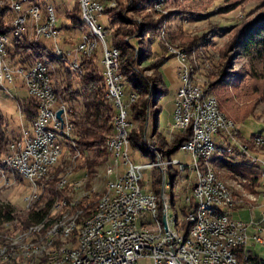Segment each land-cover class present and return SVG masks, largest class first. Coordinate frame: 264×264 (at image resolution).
Masks as SVG:
<instances>
[{
    "label": "built area",
    "instance_id": "1",
    "mask_svg": "<svg viewBox=\"0 0 264 264\" xmlns=\"http://www.w3.org/2000/svg\"><path fill=\"white\" fill-rule=\"evenodd\" d=\"M2 1V0H1ZM18 13H10V6L3 2L6 7L5 15L9 16L10 24L15 25L21 31H26L29 36L34 33H41V38L51 41L56 50V39L59 30L48 31L45 19H38L35 13L34 1L17 0ZM47 5V4H46ZM107 0H86L87 13L98 20L101 29L103 42L102 63H104L111 74L110 95L115 104L118 105L119 137L114 141L115 155L119 156L121 168L116 170L118 183H111L115 186L118 203L115 208L105 210V218L98 219L94 225L92 236L85 240L83 246H90V254L87 257H77V250L80 248L65 249L64 251H75V262L69 264H138L140 257L148 256L153 264H264V258H260L247 248L249 240V225L243 220L236 219L232 215L235 195L232 199H225L216 182L215 189H208L207 183H196L193 178L195 165L191 163L190 147H200L202 155L207 157L211 153H233V159L237 164L261 163L264 165V127L251 134L256 136V149L254 153H246L245 146H233L228 139L229 131H236L239 137L243 136L239 127H232L228 121L219 119V129L211 130L208 115L217 117V101L213 105H206L202 98L199 75L195 76L194 85H184L185 61L182 49H172V54L177 58L178 71L181 78V85L175 96V108L173 111V122L169 133H186L191 131V138L185 140L179 149L190 155L189 161H183L173 157L172 162H179L177 169L178 188L177 196L183 200L185 212H180L178 224L181 228L180 236H173L168 230V240L162 243H147L137 239L136 226H145V231L156 233V225L151 218V187L144 179V170L154 165L145 162H136L129 153L124 139V131H127L129 120V100L124 98V77L119 73V68H114V51L107 44L106 37L108 29L99 21V16L105 13ZM161 38L166 40L162 33ZM11 38L0 33V81L16 82L21 78L26 86L29 95L34 100L37 111L33 119L32 129L23 127V138H13L12 158L17 163H24L31 173L35 182L36 175H41V168L44 162L51 161L58 150H64L63 139L61 142L53 141V134H60L62 129H70L74 116L71 106L66 104L58 94H51L48 88H41V74L55 75L53 70L31 69L29 63L14 65L8 61L7 46ZM166 43V41H165ZM85 40H77L74 47L68 49L74 51L76 60L82 55ZM39 59V58H37ZM58 84V83H57ZM63 108L61 116L57 111ZM23 115L24 109H20ZM36 118H43V127H36ZM26 141L25 158L17 159L16 143ZM216 144H224V151H216ZM116 145H123V152H116ZM152 145L156 146L152 143ZM217 162L226 161L219 160ZM216 165V164H215ZM243 182L247 181L242 178ZM13 180H11L12 183ZM37 190V189H36ZM192 190H200L203 198V209L201 220H197L196 226H189L190 208L193 204ZM203 212H211L214 216V223L203 221ZM163 216L167 217L168 211ZM110 220H119V227H110ZM259 228L253 234L259 235ZM264 242V237H261ZM81 246V247H83Z\"/></svg>",
    "mask_w": 264,
    "mask_h": 264
},
{
    "label": "rangeland",
    "instance_id": "2",
    "mask_svg": "<svg viewBox=\"0 0 264 264\" xmlns=\"http://www.w3.org/2000/svg\"><path fill=\"white\" fill-rule=\"evenodd\" d=\"M39 1L44 2L43 0ZM75 1L76 0H45V2L55 5L57 10V25L65 28L62 29L64 33H61L59 42L66 50L74 47L79 36L78 30H87L86 25H84L82 29L69 26L72 25V21L71 18L67 17L66 11L74 7L73 11L75 14L77 13V5L74 6ZM111 1H115L113 5L115 6L116 0ZM156 1L157 0H153L151 3L144 2L142 8L132 10L128 13L130 17L139 22L140 27L149 20H162L158 41H156L154 47L158 49L156 53L159 55L157 56L161 54L168 56L160 67L167 92L158 99L157 104L154 102L158 96L159 90L153 92L152 102L151 105H149L145 117L134 119L130 118L129 115V120L131 122L129 135L133 130H144V149L155 155V157L152 158L149 154L144 155L137 149L135 150V148L131 150L129 143V153L136 162L154 163L152 168L144 170V179L149 184H151L156 174L155 167H159L157 164L163 162L166 158L161 148V138L155 131L159 130L163 132L169 142L168 144H172L177 134H179L174 133L171 135L169 133V128L173 122L175 96L178 90V81H180L179 87L181 85V78L178 71L177 58L168 51V46L165 41L182 49L185 47L184 50L188 53L192 64H194L197 70L196 75L198 71L201 70L199 72V81H202L201 83L205 84L209 92L218 98L222 110L238 123L244 137H250L251 134L258 132L264 127V60L257 57L255 54L248 53L244 46V40L246 38L245 31L247 30L246 26L264 18V0H167L164 5L155 7L154 2ZM108 19L109 15L107 13H103L99 16L100 23L105 27L109 25ZM68 26L71 28L70 31L67 28ZM162 33L166 36V40L161 38ZM13 35L14 34L10 33L9 38ZM127 40H129V38H127ZM159 41L162 42V47L157 44ZM43 42L54 47L51 45V41L46 38H43ZM70 45L72 46L70 47ZM101 50L102 47L100 46L97 51L100 52V56ZM68 56L70 57L68 63L73 69L72 63L76 60V57L75 55ZM83 56L89 57L87 55ZM40 59L48 62L53 68L56 75V82L58 83L57 86H59L58 89L60 91V83L64 81L65 75L63 71L68 64L60 63L59 61L52 62L46 57ZM151 61L152 59L145 60L143 67L149 65ZM99 67L103 69V64L101 62ZM73 70L80 72V64L78 68ZM145 74L158 81V77H155L154 69H146ZM16 82H5L4 84H0V110L9 121L7 129L9 136H13L19 131L21 133L23 125H27L26 118H22L20 109H23V107L19 106V101L20 99H28L29 93L26 86ZM157 85L160 89L163 87L161 83ZM124 87V98L129 100L130 96L135 92H129V90H127L128 86L126 79ZM135 95L133 101L137 99V94L135 93ZM26 101H29V105L33 106L30 98ZM133 101H130L129 104L131 105ZM159 107L160 111H158ZM1 111L0 114L2 113ZM130 113L129 108V114ZM158 115L159 122L157 123ZM5 117L2 126L6 129L7 124ZM152 143L157 146V149L154 151L151 147ZM175 156L183 161H189L190 159V155L179 148L177 152H175ZM109 158L110 154L106 158L100 155L98 150L94 149H87L83 156H80L78 150H76L74 138L64 140V150L60 156V160L52 165V174L45 176L39 181L40 184H43L39 185V187L37 186L40 197L35 202L34 208H36V206L41 207L42 204L46 205L47 200L46 198L42 200V197L51 194V192L46 189V186L49 181L53 180L55 173L59 170L62 172L55 182L54 191L58 194L52 201L53 203L56 199H62L64 197L71 198L72 196L68 185H60V180L64 177H67L71 182L72 180L70 179L73 178H76L74 180L85 179L88 189L91 190L87 197H90L93 192L100 195L108 180L106 164ZM87 160H96L98 162L94 166L92 179L88 174H85L86 170L82 166ZM217 164L220 165L218 168L220 175L230 184H234V181L241 183L239 187L236 188V191L242 204L231 210L233 217L248 223L249 233H251V225L264 227V165L262 164L263 174L258 187V190L263 194L261 193L259 199H257V197L251 194L256 193V191L252 189V184L249 185L248 181L243 182L242 178L244 177L229 166V164H237L227 161L226 165L223 162H217ZM170 166L168 168H159L162 172L160 193L164 190L162 181L167 177L168 180L171 181V171L174 170L176 172L175 166L172 165L173 170ZM2 167L3 165L0 167V203L12 204L16 216L11 220L0 219V232L11 235L13 232L15 233L21 229H25L28 225L34 223L32 221L38 222V220H31L26 227L19 228L17 231L14 229V226L20 224L21 220L30 217L29 215L32 209L30 210L28 208L26 197L32 189H30L31 186L29 185V181L19 174L11 179L13 180L12 183L11 180L5 179L4 174L7 175L8 170L7 168L1 169ZM90 180L93 181V184L89 187L88 183ZM177 188L178 179L175 181V193L177 192ZM171 189L172 186L167 188L165 193L171 194ZM249 195L255 198L253 199V197H249ZM183 203V200H180L178 205H175L174 209H178L177 206L179 207ZM172 211L173 208H171L170 212ZM41 220L39 219V221ZM247 248L255 252L260 258H264V243L261 244L249 239ZM138 264H153V260L151 257L143 256L139 258Z\"/></svg>",
    "mask_w": 264,
    "mask_h": 264
},
{
    "label": "bare ground",
    "instance_id": "3",
    "mask_svg": "<svg viewBox=\"0 0 264 264\" xmlns=\"http://www.w3.org/2000/svg\"><path fill=\"white\" fill-rule=\"evenodd\" d=\"M43 1L44 2H40L39 0L34 1L35 13L38 16V19H45L46 12V29L48 31H56V28L58 27L56 7L53 3H47L45 0ZM78 1L81 8L80 14L83 19L82 21L87 26L86 31L78 30V40H85V38H87L88 44L83 45L82 55H79L77 60H74L72 63L73 69L79 67V58L83 55H93L98 51L100 46L102 47L101 53L103 52L101 29L98 26V20H96L93 15H89L87 13L86 0ZM166 1L167 0H157L154 2V6L157 7L164 5ZM3 2H7V6H10V13H18V5H15L17 4V0H0V7L3 6ZM114 4L115 1L107 0V7H105V11ZM63 28L59 26V30H62ZM11 31L12 34H14L13 36H24L29 40H41V33H34V37L31 38L29 33L26 31H21L15 27V25H12ZM6 35L7 38H9V34ZM60 39L61 33H59V38L56 39L55 53L58 55H75L74 51H68L62 47L59 42ZM166 44L168 46V51L171 54L172 49H182L178 46L170 44L169 42H166ZM111 48L114 51L115 59L118 60L114 61V68H119L120 75L124 77L120 72V49L114 46ZM184 49H182L185 61V75L183 77V84L194 85L197 70L194 64H192L188 53ZM102 64V73L104 74L107 84L106 97L114 104L116 114L114 116V132L109 137H107L105 142L106 148L110 154V158L106 164V174L108 180L104 189L99 195L93 213L88 216H83L84 209L83 207L81 208L83 205L80 206V203L91 191L86 185V180L79 179L72 180L71 182L67 177L62 178L60 180V185H68L69 190H71L70 193H72L71 198L64 197L62 199H56L54 203L52 202L49 213L41 221L34 222L28 225L25 229H21L19 231L16 229L17 232H13L11 235L0 232V264H69V262H75L76 252H66L64 250L73 248H80L77 250V257L89 256L90 246H83L85 240L92 236V233L94 232V225L97 224L98 219L105 218V210L115 208L116 204L118 203V196L116 195L115 186H111V183H118L116 170L121 168V161L119 156L115 155L114 141H110L118 140L119 137V123H117L118 105L115 104L110 95L111 74L109 73L107 66L104 63ZM29 66L31 69L41 68L43 70H53L50 64L42 59L35 60L33 63L29 64ZM55 76L56 75L41 74V88H48V91L51 94H58L59 89ZM199 82L201 83L202 81ZM0 84H3L2 81H0ZM201 94L202 98L206 101V105H213V101H217V117H215V115H208V122H210L211 130L219 129V119L228 121L229 125L232 127H239L238 123L234 119L230 118L222 110L218 98L209 92L205 85L201 86ZM135 96V93L132 94L130 101H133ZM130 124L131 122L128 120L127 131H124V139L127 146H129ZM36 127H43V118H36ZM61 137L63 139V147L64 140L74 138L73 122H71L70 129L61 130V135L53 134V141L61 142ZM20 138H23V129ZM228 139L230 144L233 146H245L246 153H254L256 149V136L239 137L238 132L229 131ZM151 147L153 151L157 149V146L152 144ZM25 148L26 141H19V143H16L17 159L25 158ZM216 151H224V144H216ZM62 152L63 150H58L56 154L52 156L51 161L44 162V165L41 168V175H36L35 182L32 180L31 173L27 170L24 163H17L15 159H11L12 144H9L3 153V156L1 157L3 167L1 169L7 168L8 170V174H4L5 179L11 180L13 177L19 174L21 177L29 181V185L31 186L30 189L32 190H30V193L27 194L26 199L28 208L30 210L35 207L34 204L40 197L37 186L39 187V185H42L43 183L40 184L39 181L45 176L52 174L51 167L53 164H56L58 160H60ZM116 152H123V145H116ZM262 152L264 154V145H262ZM190 154L191 163L195 165L193 178H195L196 183H207L208 189H215L217 182L219 185V191L225 199H232L233 195H235L234 206L242 204V201L239 200L236 191V188H238L241 183L234 181V184H230L222 175H220V171L218 169L220 165L217 164V161L219 160H225L227 162L236 164L237 160L233 159V153H211L205 157L202 155L200 147H190ZM172 160V158H165L163 162L158 161L159 163L157 166L161 168H168L170 165H174L176 168L177 179V169H179V162H172ZM149 164L154 165V163ZM162 182L164 185V190L161 193H157L151 189V218L155 222L156 233L154 235V233H151L150 231H145V226H136L137 239L140 241H147V243L165 242L168 240V230L173 236L181 235V228L178 224L180 220V209H174L175 205H173L171 202V194L165 193L166 189L172 186V181H169L167 177ZM249 197H253V199L255 198L251 195H249ZM192 198L194 201L192 207L190 208L191 217L189 218V226H196L197 220H201L202 217L203 198H201V191L192 190ZM44 205L45 204H42L41 207H36L37 211L44 209ZM171 208H173L172 212H170ZM166 209L168 211V221L167 217L163 216V213L166 211ZM203 221H205V223H214L213 214L211 212H203ZM110 227H119V220H110ZM262 231H264V228H259V235L261 237H263V233L261 234ZM261 237H254L253 239L256 242L264 243L261 242Z\"/></svg>",
    "mask_w": 264,
    "mask_h": 264
},
{
    "label": "trees",
    "instance_id": "4",
    "mask_svg": "<svg viewBox=\"0 0 264 264\" xmlns=\"http://www.w3.org/2000/svg\"><path fill=\"white\" fill-rule=\"evenodd\" d=\"M152 1L153 0H116V5L109 7L105 11V13L109 15V25L106 26L108 29V35L106 37L107 44L111 47L114 46L120 49V72L126 79L128 86L127 90L137 94V99L130 105L131 113L129 115L130 118L134 119L146 116L155 90H159L158 96L154 102L155 104H157L158 99L167 92L160 67L168 56L165 54L157 56L159 55L156 53L158 49L154 47L156 41H158L162 20H149L140 27L139 22L128 15L130 11L142 8L144 2L151 3ZM75 5H77V13L75 14L73 7V9L66 11V15L71 18L73 27L82 29L85 24L82 21L83 19L80 14L81 8L78 0L75 1L74 6ZM5 11L6 7H0V32L12 34L10 18L5 15ZM246 27V38L244 40L245 49L248 53L255 54L257 57L264 60V18L252 24H248ZM67 28H69V26ZM10 38V43L7 46L8 61L14 65L31 64L37 60V58L40 59L43 57H46L52 62L59 61L60 63L68 64L63 71L65 73L64 81L60 83L59 94L61 99L73 109V134L76 150H78L80 156H83L87 149L98 150L100 155L107 158L109 153L106 149L105 141L107 137L114 132V116L116 114V109L114 104L106 97L107 84L104 74L102 73L103 69L99 67L101 62L100 57H102L99 54L100 52L89 57H80L81 71L77 72L70 67L68 63L70 57L67 54L58 55L55 53L52 46L40 42L41 40H29L24 36H12ZM127 38H129V40H127ZM157 44L162 47L161 41ZM147 59H152V61L149 65L143 67V63ZM146 69H154L155 77H158V81L145 74ZM158 83H161L163 86L161 89L158 88ZM29 98L33 106L29 105V101L25 104V116L28 120H33L36 115V104L31 96H29ZM158 111H160V107ZM3 120L4 115L1 113L0 167L2 166V154L5 152L4 150H6L5 148L9 145V142L14 138L8 137L7 128L5 129L2 126ZM158 122L159 116L157 123ZM155 133L161 138L163 155L168 159L173 157L175 151L178 150L185 140L191 138V131L179 133L173 140V143L168 144L169 142L163 132L156 130ZM129 143L131 150L135 148V150L137 149L144 155L149 154L152 158L155 157L154 154L144 149V130L131 131ZM97 163L96 160H87L86 163L82 165L86 170L85 174H88L91 179L93 178L94 166ZM229 166L245 177L247 181H250L252 187L259 183L262 176L261 165L257 163H247L244 165L229 164ZM170 167L172 168V166ZM155 168L156 174L158 175L155 174L150 187L157 193H160L162 172L161 169H159L160 167ZM61 172V170L56 172L53 180L49 181L46 186V189H48L51 194L42 197V200L45 198L47 200L46 205L43 207L44 209L37 211L36 208H33L30 212V217L21 220V223L15 225L14 229L24 228L31 220L35 219L39 221V219H43L49 213L52 201L58 194L54 191V188L55 182L58 180ZM171 181V202L173 205H178L181 199L176 197L177 194L174 191L176 181V172L174 170L171 171ZM92 184L93 181L90 180L88 183L89 187ZM98 198L99 194L93 192L90 197H86L80 203V206L83 205L81 208L83 207L84 209L83 216H88L93 213ZM179 209L180 212L184 213L185 205H180L178 207V210ZM15 216L16 214L12 204L0 203L1 220H11Z\"/></svg>",
    "mask_w": 264,
    "mask_h": 264
},
{
    "label": "crops",
    "instance_id": "5",
    "mask_svg": "<svg viewBox=\"0 0 264 264\" xmlns=\"http://www.w3.org/2000/svg\"><path fill=\"white\" fill-rule=\"evenodd\" d=\"M70 27H72V25H69ZM68 28L69 29V31L71 30V28ZM68 31V32H69ZM40 42H42V43H44L43 42V39H41V41ZM72 45H70V47H71ZM163 76V75H162ZM164 80V79H163ZM16 81H18V82H16V83H19L20 85H24V83L22 82V79L21 78H17V80ZM179 83H180V81H178V87H177V89L179 88ZM165 84V83H164ZM30 96V95H29ZM29 99V98H28ZM28 99H24V100H21L20 99V101H19V106H22L23 107V109H24V111H23V115H22V118L23 117H25L26 118V116H25V104L26 103H28V101H26V100H28ZM1 111V110H0ZM2 112V111H1ZM2 114H3V112H2ZM4 115V114H3ZM159 116V115H158ZM4 117H5V115H4ZM34 119V118H33ZM5 120H6V124H7V129H8V126H9V121L6 119V117H5ZM158 120V119H157ZM26 121H27V125L25 126V125H23V127H25V128H28V129H32V127H33V120H28L27 118H26ZM21 132H22V129H21ZM7 135H8V130H7ZM8 137H14V138H18V137H21V133H20V131L18 132V133H15L13 136H9L8 135ZM175 152H177V151H175ZM173 156L174 157H176L175 156V153L173 154ZM179 158V157H178ZM259 165H261V167H262V164L261 163H259ZM262 174H263V171H262ZM262 177V176H261ZM74 179H76V178H73V179H70V180H74ZM260 181H261V178H260V180H259V183L257 184V185H254L253 186V190L254 191H256V193H251V194H253L255 197H257V199H259V197H260V194L262 193L261 191H259L258 190V187H259V185H260ZM249 182V185H251L252 183L250 182V181H248ZM263 194V193H262ZM250 208V207H249ZM249 225V224H248ZM252 227L250 228L251 229V233H249V239L250 240H254L253 239V234L258 230V226L257 225H251ZM260 227H262V226H260ZM264 228V227H263ZM248 230H249V228H248ZM249 232V231H248ZM263 233V237H264V231H262L261 232V234ZM251 237V238H250ZM255 241V240H254ZM256 242V241H255ZM259 243V242H258ZM262 244V243H261ZM253 252V251H252ZM254 254H256L255 252H253ZM257 255V254H256Z\"/></svg>",
    "mask_w": 264,
    "mask_h": 264
},
{
    "label": "water",
    "instance_id": "6",
    "mask_svg": "<svg viewBox=\"0 0 264 264\" xmlns=\"http://www.w3.org/2000/svg\"><path fill=\"white\" fill-rule=\"evenodd\" d=\"M62 111H63V108H60V109L57 111V116H58V117L61 116Z\"/></svg>",
    "mask_w": 264,
    "mask_h": 264
}]
</instances>
